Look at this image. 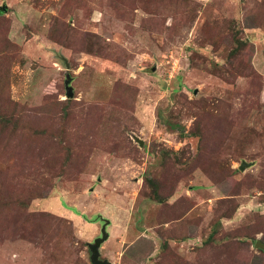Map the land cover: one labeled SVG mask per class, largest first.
Segmentation results:
<instances>
[{"label": "rangeland", "instance_id": "374dc122", "mask_svg": "<svg viewBox=\"0 0 264 264\" xmlns=\"http://www.w3.org/2000/svg\"><path fill=\"white\" fill-rule=\"evenodd\" d=\"M103 220L112 264H264V0H0V264Z\"/></svg>", "mask_w": 264, "mask_h": 264}, {"label": "water", "instance_id": "95a60500", "mask_svg": "<svg viewBox=\"0 0 264 264\" xmlns=\"http://www.w3.org/2000/svg\"><path fill=\"white\" fill-rule=\"evenodd\" d=\"M71 83V77L70 75L67 76V81H66V89H67V98L68 99H72L74 97V92H73V88L70 85ZM140 143V146H143V141L141 140H137ZM253 165V163H247L246 161H243L241 166L239 167V169L241 171H244L247 167H251ZM104 224L102 226L101 229V236L96 238L94 240V243H89V249L91 252V264H112L109 260L107 259H101V252L100 249L102 247V245L104 243H106L109 238H110V234L108 233V226L110 224V221L108 220H103Z\"/></svg>", "mask_w": 264, "mask_h": 264}, {"label": "trees", "instance_id": "16d2710c", "mask_svg": "<svg viewBox=\"0 0 264 264\" xmlns=\"http://www.w3.org/2000/svg\"><path fill=\"white\" fill-rule=\"evenodd\" d=\"M150 183L152 184V185H154L152 182H151V180H150ZM155 188V187H154ZM155 192H156V189H155ZM260 242H258V241H256L254 244H256L257 245V247H258V249L260 250V251H263L264 252V245H261V244H259Z\"/></svg>", "mask_w": 264, "mask_h": 264}]
</instances>
